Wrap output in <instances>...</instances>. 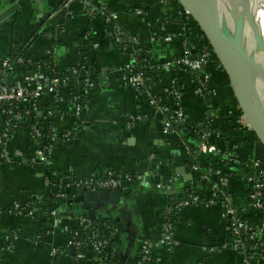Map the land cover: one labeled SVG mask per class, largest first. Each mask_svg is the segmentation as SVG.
<instances>
[{
  "label": "crops",
  "instance_id": "1",
  "mask_svg": "<svg viewBox=\"0 0 264 264\" xmlns=\"http://www.w3.org/2000/svg\"><path fill=\"white\" fill-rule=\"evenodd\" d=\"M60 6L61 0H0V57L45 63L47 72L60 74L78 59L76 52H84L94 81V88L87 91L77 137L69 144L56 145L49 165L8 166L0 157V209L4 212L0 217V264H95L90 253L79 260L65 252L68 234L64 227H76L77 221L87 218L78 216L81 211L73 202L81 191L61 182L68 173L88 179L104 177L107 171L141 177L120 192L114 191L116 197L94 212L95 220L115 223L111 264H141L140 245L146 239L151 243L154 264H264L262 256L247 255L251 253L248 235L237 244L230 230L231 219L245 223L264 249V210L253 209L248 200V178L254 174L249 161L257 159L264 168V147L239 111L220 64L213 66L209 56L194 72L199 86L189 73L176 74L186 124H191L188 131L176 126L163 134L165 116L149 103L150 98L159 107L173 108L174 99L165 89L175 86L174 74L163 70V65L176 64L185 49H197L201 57L199 28L191 17L175 0L103 3L107 15L115 17L114 22L140 57L158 73L159 80L154 78L147 85L149 97H142L122 82L119 72L126 64L135 67L136 49L122 52L111 40V26L95 21L78 3L71 5L69 13ZM139 6L146 12L144 18L134 12ZM87 34L90 40L84 41ZM162 34L173 35L174 40L165 43ZM93 43L98 44L97 49ZM92 51L95 55L89 53ZM207 68L209 73H203ZM22 72L16 68L15 78ZM41 103L43 110L50 107ZM67 113L63 129L76 123L72 112ZM137 116L142 120H131ZM192 125L199 128V136ZM206 127L216 130L206 133L220 154L228 155H223L224 162L215 163L213 154L197 153ZM26 133L17 134L12 145L32 150L36 141L30 131ZM190 155L198 162L196 170L188 165ZM47 171L53 176L52 187L45 183ZM221 178L226 180L221 199L231 211L225 218L221 216L222 202L209 204L205 200L209 186L220 184ZM61 186L65 187L64 202L48 214L35 218L10 211L14 202L55 197ZM188 197L200 203L177 212L173 241L164 242V225L173 212L171 203ZM10 244L11 251L6 252Z\"/></svg>",
  "mask_w": 264,
  "mask_h": 264
},
{
  "label": "built area",
  "instance_id": "2",
  "mask_svg": "<svg viewBox=\"0 0 264 264\" xmlns=\"http://www.w3.org/2000/svg\"><path fill=\"white\" fill-rule=\"evenodd\" d=\"M78 3L83 7L87 14L91 18H95L97 15L105 14L104 22L111 25L110 37L114 44L120 47L122 52L127 53L130 51L129 42L131 41L122 31V29L114 22L115 17L113 15H107L104 7L97 6L96 0H61V10L69 13L71 5ZM135 14L141 18L145 17V13L140 9L134 10ZM163 29V28H162ZM173 35H165L161 41L167 43L174 40ZM84 41H88L89 35L83 36ZM93 49L98 48L97 43L92 44ZM210 52L203 48L201 51V59L192 61L190 60L191 51L185 49L182 56L176 62V65H180L184 70L190 72L198 71L203 65L207 63ZM75 62V65H70L68 69L60 74L49 73L44 68L45 63L35 64L27 59L16 58H2L0 57V157L5 165H22L33 166L37 164L49 165L51 155L54 148L58 144H69L77 137L79 133L80 116L86 108V100L88 90L94 88V81L92 78V72L89 67L82 64V61ZM171 64L165 63L163 70H170ZM16 68H21L22 73L20 78H15ZM122 82L132 89L138 95L147 93V86L145 80L142 77V73L135 70L130 64H126L119 69ZM74 84V90L70 87ZM79 89V93L76 90ZM165 92L168 96L174 99L173 108L166 106H157L154 99L149 98V103L156 108V110L165 116L163 123V134H167L174 127V125L186 124V118L184 111L181 107V95L179 90L170 84L166 87ZM197 93H201L198 90ZM80 94V95H79ZM84 94V95H83ZM149 97V95L147 96ZM50 105L47 109H42V103ZM65 106L70 107L72 115L76 118L74 126L68 129H63L61 126L62 121L67 117V111L64 110ZM35 119L41 120L46 126H38L40 123L36 121L29 125L30 133L33 139L36 141V146L32 150L25 151L21 148L12 145V141L16 136V130L20 128V125L31 122ZM132 121L142 120L141 116H137L131 119ZM46 131V132H45ZM45 132V133H44ZM201 143L197 149V153H221L217 146L209 142V134L203 132L200 134ZM216 137H219L216 135ZM228 157L225 152L222 154ZM154 157L152 156L151 159ZM250 166L254 169V174L248 178L250 184V191L248 195L249 205L255 210H264V168L262 163L257 159H251L249 161ZM193 170L197 169V165L192 166ZM141 179L140 176L131 175H118L113 171H107L104 177L96 178L90 177L88 179H77L72 173H68L63 177V182L66 188L74 190H87V191H111L114 192L118 189H125L132 182ZM220 186H224L226 180L220 179ZM45 183L49 184V181L45 179ZM65 187H59L56 192V198L66 197ZM219 189L216 185L212 186L210 193L212 200H209V204L222 202L223 212L221 216L223 218L231 216V211L224 204L225 200L219 198ZM68 190V189H66ZM222 200V201H221ZM200 201L195 197H188L174 206L176 212L182 209L198 205ZM11 212L19 216H31L33 210H25L20 203L14 202L12 204ZM3 210L0 209V217L3 214ZM78 224L74 228L64 227V231L68 234V241L66 249L74 248L76 252L81 246L84 245L83 241L78 239V227L84 225V227H90V221L79 220ZM91 234L88 237L90 243V253L92 255L93 262L95 264H108L103 251L107 246V238L100 235L98 231L90 229ZM163 241L171 243L172 240V224L166 223L164 225ZM230 230L236 239V243L239 244L238 237L241 235L240 231L244 232V236L248 235L251 242L252 256L260 255L264 258V249L257 241L256 234L243 222L239 220H232L230 222ZM13 239L16 238L15 234L10 235ZM11 244L5 247V251H11ZM151 243L149 240H144L140 245V263L145 264L151 261ZM76 258L84 259V255L78 253ZM1 262V257H0Z\"/></svg>",
  "mask_w": 264,
  "mask_h": 264
},
{
  "label": "water",
  "instance_id": "3",
  "mask_svg": "<svg viewBox=\"0 0 264 264\" xmlns=\"http://www.w3.org/2000/svg\"><path fill=\"white\" fill-rule=\"evenodd\" d=\"M175 1L191 17L208 42L226 74L239 111L264 147V95L248 78L249 59L243 41L245 29L241 16L229 8V0ZM190 51V60L201 59L197 55V49ZM174 128L175 126L170 132ZM115 197L114 192L107 190H82L73 202L81 211L78 216L95 220L94 212L106 206ZM240 234L244 237L243 231H240ZM70 254L74 255V248H70Z\"/></svg>",
  "mask_w": 264,
  "mask_h": 264
},
{
  "label": "trees",
  "instance_id": "4",
  "mask_svg": "<svg viewBox=\"0 0 264 264\" xmlns=\"http://www.w3.org/2000/svg\"><path fill=\"white\" fill-rule=\"evenodd\" d=\"M97 1V6L98 7H100V8H102L103 7V3H105L106 2V0H96ZM138 8V7H137ZM139 8H141V10L146 14V12L144 11V8H142L141 6H139ZM136 9V8H135ZM134 9V10H135ZM104 17H106L105 16V14H103V15H97V16H95V21H98V22H100V23H103V25H105L106 27H108L109 28V25L110 24H108V23H105L104 22ZM111 26V25H110ZM197 26V25H196ZM161 35V34H160ZM160 35H158V36H160ZM163 35H165V34H162V36ZM157 36V37H158ZM197 37H198V40H199V42H198V47L199 48H201V49H203V48H206L211 54H210V58H212V59H210L211 61L213 60L214 62H213V66H216V65H218L219 63H218V61L215 59V55L212 53V50H211V48H210V46H209V44H208V42L206 41V39L204 38V36L202 35V33L200 32V30L198 31V33H197ZM52 41H50L49 43H47V46L46 47H48V48H50L51 47V45H52ZM129 47L132 49H136L135 51H136V53H135V59L137 60L136 62V64H135V67H134V69L135 70H138L140 73H142V77H143V79L145 80V84H146V86L149 84V82H150V80H152V79H156V80H159V77H156L157 75H158V73H157V71H156V69L155 68H150L149 67V65H148V63L142 58V57H140L141 55H139L137 52V48L134 46V44H132V43H130L129 42ZM95 52L96 51H92V52H89L90 54H92V55H95ZM77 53V55L79 56V60L78 61H82L81 63L82 64H84V65H86L87 67H89V68H91L90 67V65H89V63H88V61H86L85 60V55H84V52H76ZM77 56V57H78ZM76 57V58H77ZM9 58H16V57H9ZM75 58V59H76ZM77 60H75L71 65H75V62H76ZM87 62V63H86ZM203 67V66H202ZM201 67V68H202ZM200 68V69H201ZM91 70V69H90ZM170 70L172 71V73L174 74V79H175V87H177V84H178V78H179V76L178 75H176V74H179L180 72H185V73H189L191 76H192V78H193V81L198 85V81L196 80V75H195V73H193V72H190V71H188V70H184L183 69V67L182 66H180V65H176L175 63H173L172 65H171V67H170ZM92 72V71H91ZM199 74H200V71L198 72ZM203 73H209V68H207V69H205L204 70V72ZM161 77V76H160ZM73 85L74 84H71L70 85V89L72 88L73 90H74V87H73ZM199 86V85H198ZM76 92L77 93H79V89H77L76 90ZM149 91L147 90V93L146 92H144L143 94H141V96L142 97H147L148 95H149V93H148ZM89 93V96H90V91L88 92ZM80 95V94H79ZM84 95V94H83ZM85 95H87V93L85 94ZM64 110L65 111H70V107L69 106H65L64 107ZM240 114V113H239ZM36 121H39V125L38 126H43V128L44 129H46V126L43 124V122L41 121V120H38V119H35V120H33V121H31V122H28V123H26V124H23V125H20V128H18L17 130H16V135L18 134L19 135V133H21V131H25V132H29L30 130H29V125L31 124V123H33L34 124V122H36ZM190 122L189 121H187V124H185V125H174L175 127L176 126H180L182 129H183V131H188V128H190ZM189 126V127H188ZM193 126V132L194 133H196L197 134V136H199V128L197 127V125H192ZM205 129V128H204ZM205 132H212V131H216L215 129H209L208 127H206V129L204 130ZM46 132V131H45ZM44 132V133H45ZM26 133V134H27ZM223 140H225L224 138H223ZM19 148V147H18ZM213 156L215 157V160H216V162L215 163H220V161L221 162H224V158H223V155L222 154H220V153H213ZM198 164V162L196 161V158L193 156V155H190V157H189V161H188V165L191 167L192 165H197ZM214 165H216L215 166V168H218L217 166V164H214ZM45 179L46 180H48L49 181V186L50 187H52L53 186V184H54V180H53V176H52V174L50 173V172H46V174H45ZM217 182H215V183H213V185L215 184L218 188H220L219 189V198H221V197H223V192H222V187L220 186V184L219 183H217ZM210 187H212V186H209V188ZM120 190L121 189H118V190H115V192H120ZM208 191H210L209 189H208ZM205 200H206V202H208L209 200H212V196H211V193L209 192L208 193V196L205 198ZM179 201V200H178ZM63 202H64V200L63 199H61V198H56V197H54V196H47V197H45L42 201H33V200H26L24 203H20L21 205H22V207H24L25 208V210H33L34 211V213H33V215H32V217H37V215L38 214H40V213H46V214H48L51 210H53L55 207H58V206H61L62 204H63ZM215 202H217L216 200H215ZM218 203V202H217ZM173 206H172V214L169 216V218L167 219V223H171L172 224V233H173V228H174V223L177 221V218H178V214H177V212L175 211V210H173L174 209V206H175V204H176V202L175 201H173V203H171ZM221 210V213L224 211L223 210V208H221L220 209ZM35 214V215H34ZM90 227H84V225H82V226H80V227H78V233H79V236H78V239H80V240H82L83 241V243H84V245L83 246H81L76 252H74V255H73V257H75L76 258V255L78 254V253H80V254H82V255H87V254H89L90 253V243H89V241H88V237L90 236V234H91V228H93V230H96V231H98L99 232V234L100 235H103V236H105L106 238H107V241H108V243H107V246H106V248L104 249V251H103V255L105 256V258H106V260H107V262H108V264H111V262H112V260H113V253H112V248H113V244H114V235H115V223L113 222V221H111V220H93V221H90ZM74 228V227H73ZM15 233H18V231L17 232H15ZM18 235V234H17ZM239 239H242V238H244V237H242L241 235L238 237ZM65 252H67V253H70L69 252V249H66V251ZM91 254V253H90ZM249 257L251 256V257H253L252 256V252L250 253H248L247 254ZM82 260V259H81ZM145 264H154L153 262H152V260L151 261H149V262H147V263H145Z\"/></svg>",
  "mask_w": 264,
  "mask_h": 264
},
{
  "label": "bare ground",
  "instance_id": "5",
  "mask_svg": "<svg viewBox=\"0 0 264 264\" xmlns=\"http://www.w3.org/2000/svg\"><path fill=\"white\" fill-rule=\"evenodd\" d=\"M263 1L251 0L254 3L249 5L248 0H229V8L239 14L245 23L243 41L249 59V66L247 68L248 78L264 95V37L250 21V19L255 18L254 15L258 16V19L260 17V21L264 19V14L257 10V7L260 5L259 3ZM260 36L262 42L261 47L258 44Z\"/></svg>",
  "mask_w": 264,
  "mask_h": 264
},
{
  "label": "rangeland",
  "instance_id": "6",
  "mask_svg": "<svg viewBox=\"0 0 264 264\" xmlns=\"http://www.w3.org/2000/svg\"><path fill=\"white\" fill-rule=\"evenodd\" d=\"M242 1V0H240ZM249 5H252L254 2H251V0H248ZM248 4V3H247ZM260 5L257 7V10L260 11L262 14H264V1L262 3H259ZM246 5V4H245ZM254 19H250L251 23L253 24V26L255 25L256 30L262 34V36L264 37V19H262V21H260V17L258 19V16L254 15ZM258 20V21H257ZM243 21V20H242ZM244 27H245V23L243 22ZM251 27V26H249ZM249 34V33H248ZM259 46H262V42H261V36L259 37Z\"/></svg>",
  "mask_w": 264,
  "mask_h": 264
}]
</instances>
